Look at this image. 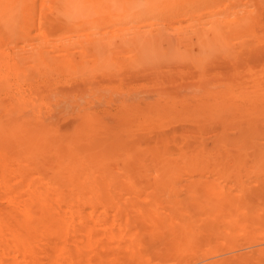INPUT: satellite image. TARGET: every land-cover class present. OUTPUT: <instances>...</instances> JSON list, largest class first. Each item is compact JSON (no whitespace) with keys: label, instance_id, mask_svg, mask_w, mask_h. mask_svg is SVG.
I'll return each instance as SVG.
<instances>
[{"label":"bare ground","instance_id":"obj_1","mask_svg":"<svg viewBox=\"0 0 264 264\" xmlns=\"http://www.w3.org/2000/svg\"><path fill=\"white\" fill-rule=\"evenodd\" d=\"M0 264H264V0H0Z\"/></svg>","mask_w":264,"mask_h":264},{"label":"rangeland","instance_id":"obj_2","mask_svg":"<svg viewBox=\"0 0 264 264\" xmlns=\"http://www.w3.org/2000/svg\"><path fill=\"white\" fill-rule=\"evenodd\" d=\"M138 82H141V81H138ZM155 101H157V100H155ZM137 103H139V102H137ZM140 104H142L143 105V108H145L146 106L145 105H147L146 103H140ZM156 104H158V102L156 103ZM164 106H166V105H164ZM105 109H107L110 113H111V111H112V114H116L117 113V111L119 110L118 109V106H116V105H113L112 106V109H110L108 106L105 108ZM105 109H103V112H104V110ZM152 125H155V123L154 124H152ZM177 128L179 129V125H177ZM182 130V128H180L179 129V131H181ZM214 133L212 132V131H210V132H208L204 137H203V139L205 140V141H207V144H208V148L209 149H211V148H213V144H212V141H211V138H212V135H213ZM202 141V140H201ZM238 171H241V170H235V172H238ZM245 174H246V172H242V175L243 176H245ZM246 179V178H245ZM161 185V183L159 184V186ZM187 192L185 191V192H183V195H185ZM241 248V245H238V246H236V248H235V250L237 251L238 249H240Z\"/></svg>","mask_w":264,"mask_h":264}]
</instances>
